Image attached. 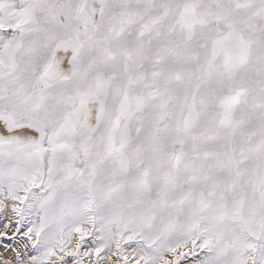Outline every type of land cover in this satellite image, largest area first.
<instances>
[{"label": "snow or ice", "instance_id": "6c2138e0", "mask_svg": "<svg viewBox=\"0 0 264 264\" xmlns=\"http://www.w3.org/2000/svg\"><path fill=\"white\" fill-rule=\"evenodd\" d=\"M6 200L18 264H264V0H0Z\"/></svg>", "mask_w": 264, "mask_h": 264}, {"label": "rangeland", "instance_id": "374dc122", "mask_svg": "<svg viewBox=\"0 0 264 264\" xmlns=\"http://www.w3.org/2000/svg\"><path fill=\"white\" fill-rule=\"evenodd\" d=\"M6 202H10L8 208L6 207ZM18 220H19V216L12 211V203H11V201L10 200L4 201V209H3L2 212H0V229L3 228V232H5L6 235H2L1 237L7 236V232H9V231L12 232V233L15 232L16 236H14V237L15 238H18V237L25 238V240L27 241V243L29 245L28 247L31 248V244L27 240L25 235L18 236L20 233H25L27 231V221H25L24 226H22L20 228V231L17 232V221ZM13 227H15V230H13ZM82 227L86 231L90 228L89 225H82ZM0 234H1V231H0ZM7 239H11V238H7ZM12 239H13V237H12ZM78 240H79V234H74L73 237H72V244H71V246L69 248V251H74L75 250V244H76V242ZM97 246H98L97 244L93 243V237L92 236H85L84 242H83V244L81 245V248H80V252H81V254H83L84 252L88 251L89 249H94ZM128 246L129 245H125L124 246V255L127 256L130 261H132V264H134L133 260H135V257L133 258L131 250L135 247V245L134 244H130V246L129 247ZM101 255L104 257V259L102 260V264H108L109 261H113V260L114 261L112 262V264H123L124 263L123 259L118 254H115V245L114 244H113L111 250H107L106 249V250H104V252L101 253ZM65 259L67 260V264H74V260H75L74 257L68 256V257H65ZM95 260H96V256L93 253L92 256L83 258V264H93V262Z\"/></svg>", "mask_w": 264, "mask_h": 264}, {"label": "bare ground", "instance_id": "6f19581e", "mask_svg": "<svg viewBox=\"0 0 264 264\" xmlns=\"http://www.w3.org/2000/svg\"><path fill=\"white\" fill-rule=\"evenodd\" d=\"M9 203L10 202H6L7 208L9 207ZM13 230H15V227H13ZM0 231H1V234H0V264H18L17 259H16V253L17 252L20 253L22 258L26 257V255L35 254L34 251L30 247H28L29 245H28L27 241L25 240V238H22V237L15 238L14 236H16V233L15 232L12 233L10 231H9L10 233L7 232V236L1 237L2 235H6V234H5V232H3V228L0 229ZM22 235H24V233H20L18 236H22ZM12 237H13V239H12ZM7 238H11V239H7ZM185 251H187V249H185ZM133 258H134V256H133ZM113 261H109L108 264H112ZM133 261H135V260H133ZM181 264H194V262H193L192 258L189 257L187 259L182 260Z\"/></svg>", "mask_w": 264, "mask_h": 264}]
</instances>
